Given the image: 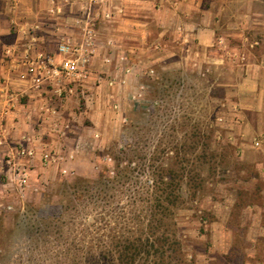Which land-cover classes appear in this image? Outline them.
Listing matches in <instances>:
<instances>
[{
    "label": "rangeland",
    "instance_id": "obj_1",
    "mask_svg": "<svg viewBox=\"0 0 264 264\" xmlns=\"http://www.w3.org/2000/svg\"><path fill=\"white\" fill-rule=\"evenodd\" d=\"M257 52L260 45L230 38L211 60L150 68L151 61H144L146 74L131 82L133 89L143 85L142 93L124 100L123 90L116 91L118 108L109 102L113 90L100 88L99 76L92 77L85 95L94 102L79 108L92 112L82 121L87 130L79 141V172L40 174L0 210V264H95L93 256L114 249L118 238L143 233L152 187L169 167L187 172L180 176L181 200L172 226L183 249L181 264H264V239L257 241L241 226L242 210L262 204L261 187L250 193L242 186L252 168L241 163L227 139L236 127L232 114L240 84ZM102 175L110 178L104 186L63 196L64 183L99 181ZM195 183L200 187L194 189ZM234 199L229 223L235 234L227 237L211 224Z\"/></svg>",
    "mask_w": 264,
    "mask_h": 264
},
{
    "label": "crops",
    "instance_id": "obj_2",
    "mask_svg": "<svg viewBox=\"0 0 264 264\" xmlns=\"http://www.w3.org/2000/svg\"><path fill=\"white\" fill-rule=\"evenodd\" d=\"M247 29L253 32L249 37ZM230 38L261 47L249 59V77L240 84L233 108L236 127L227 139L241 163L252 168L240 180L242 186L250 193L261 187L262 204L242 210L241 226L257 241L264 239V0H0V210L20 195L6 159L27 167L25 192L40 174L77 173L79 141L87 130L82 121L92 116L89 109H79L82 102L90 108L92 96L77 94L65 101L45 87L34 89L32 80L23 78L27 54L51 56L57 63L87 60L89 84L99 76L100 88L113 90L109 102L118 108L116 91L123 90L124 100L142 93L144 86L133 89L131 82L146 74L144 61H151L150 68L167 61L211 60ZM64 45L77 51L64 54ZM8 49L15 51L14 60L6 55ZM15 60L21 63L16 66ZM11 92L14 97L8 96ZM22 149L32 155L22 156ZM235 203L229 200L227 211L211 224L227 237L235 234L229 223Z\"/></svg>",
    "mask_w": 264,
    "mask_h": 264
},
{
    "label": "trees",
    "instance_id": "obj_3",
    "mask_svg": "<svg viewBox=\"0 0 264 264\" xmlns=\"http://www.w3.org/2000/svg\"><path fill=\"white\" fill-rule=\"evenodd\" d=\"M186 173V169L170 167L163 169L162 174L157 177L158 181H155L152 187L154 198L149 205L150 215L146 219L143 233L137 238H118L114 249L102 250L100 255L93 256V262L95 264L183 263L182 245L173 233L172 226L175 224V210L181 200L180 176ZM109 180L110 178L105 175H102L99 181L77 178L73 183L63 184L66 194L63 196H77L80 192L89 193L94 189V185L104 186ZM199 184L195 183L194 189L200 187Z\"/></svg>",
    "mask_w": 264,
    "mask_h": 264
},
{
    "label": "built area",
    "instance_id": "obj_4",
    "mask_svg": "<svg viewBox=\"0 0 264 264\" xmlns=\"http://www.w3.org/2000/svg\"><path fill=\"white\" fill-rule=\"evenodd\" d=\"M76 51L77 48L73 46L64 45L60 47V52L64 54H75ZM6 55L11 59L15 56V51L8 49ZM14 62L16 66L21 63L19 60ZM87 63V60L81 61L79 58H68L57 63L51 56L39 54L36 58H32L27 54L21 64L25 65L27 70L23 78L31 79L34 89L38 90L45 87L66 101L77 94L85 97L91 78V73L86 67ZM8 96L14 97V93L11 92ZM21 155L31 156L32 153L22 149ZM6 163L13 167L17 177L18 192L23 194L28 187L30 178L27 167L16 165L10 158L6 159Z\"/></svg>",
    "mask_w": 264,
    "mask_h": 264
}]
</instances>
